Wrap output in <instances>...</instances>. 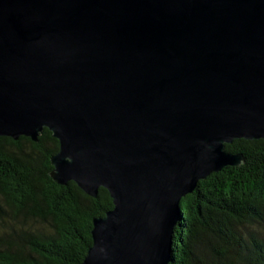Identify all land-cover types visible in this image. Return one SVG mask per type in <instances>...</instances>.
Segmentation results:
<instances>
[{"label":"water","instance_id":"obj_1","mask_svg":"<svg viewBox=\"0 0 264 264\" xmlns=\"http://www.w3.org/2000/svg\"><path fill=\"white\" fill-rule=\"evenodd\" d=\"M43 128L112 198L83 264H169L180 199L264 139V0H0V136Z\"/></svg>","mask_w":264,"mask_h":264},{"label":"trees","instance_id":"obj_2","mask_svg":"<svg viewBox=\"0 0 264 264\" xmlns=\"http://www.w3.org/2000/svg\"><path fill=\"white\" fill-rule=\"evenodd\" d=\"M58 148L48 128L35 142L0 136V264H83L93 218L113 207L103 187L92 197L53 180ZM225 149L244 159L180 199L169 264H264V139Z\"/></svg>","mask_w":264,"mask_h":264},{"label":"rangeland","instance_id":"obj_3","mask_svg":"<svg viewBox=\"0 0 264 264\" xmlns=\"http://www.w3.org/2000/svg\"><path fill=\"white\" fill-rule=\"evenodd\" d=\"M6 227L5 222L3 223L2 221H0V232L1 230H3Z\"/></svg>","mask_w":264,"mask_h":264}]
</instances>
